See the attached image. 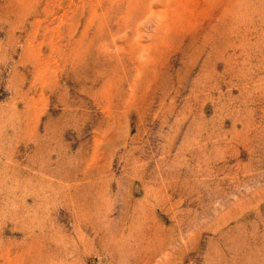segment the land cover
Segmentation results:
<instances>
[{
  "label": "rangeland",
  "instance_id": "obj_1",
  "mask_svg": "<svg viewBox=\"0 0 264 264\" xmlns=\"http://www.w3.org/2000/svg\"><path fill=\"white\" fill-rule=\"evenodd\" d=\"M0 264H264V0H0Z\"/></svg>",
  "mask_w": 264,
  "mask_h": 264
}]
</instances>
